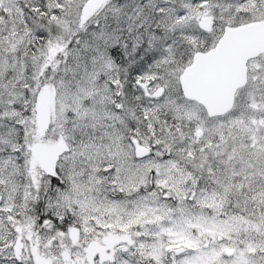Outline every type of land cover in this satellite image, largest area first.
<instances>
[{
	"label": "snow or ice",
	"instance_id": "obj_1",
	"mask_svg": "<svg viewBox=\"0 0 264 264\" xmlns=\"http://www.w3.org/2000/svg\"><path fill=\"white\" fill-rule=\"evenodd\" d=\"M0 264H264V0H0Z\"/></svg>",
	"mask_w": 264,
	"mask_h": 264
}]
</instances>
